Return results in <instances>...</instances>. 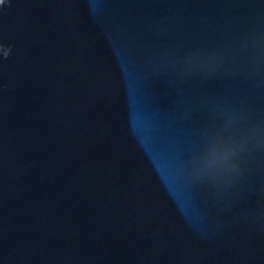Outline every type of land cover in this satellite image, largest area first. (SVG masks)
<instances>
[{"label":"water","instance_id":"obj_1","mask_svg":"<svg viewBox=\"0 0 264 264\" xmlns=\"http://www.w3.org/2000/svg\"><path fill=\"white\" fill-rule=\"evenodd\" d=\"M264 0L0 4V264H264Z\"/></svg>","mask_w":264,"mask_h":264},{"label":"clouds","instance_id":"obj_2","mask_svg":"<svg viewBox=\"0 0 264 264\" xmlns=\"http://www.w3.org/2000/svg\"><path fill=\"white\" fill-rule=\"evenodd\" d=\"M4 3V0H0V4H3ZM262 143H264V141H262Z\"/></svg>","mask_w":264,"mask_h":264}]
</instances>
